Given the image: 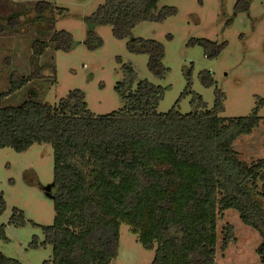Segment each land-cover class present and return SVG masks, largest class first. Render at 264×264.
<instances>
[{
	"label": "trees",
	"instance_id": "1",
	"mask_svg": "<svg viewBox=\"0 0 264 264\" xmlns=\"http://www.w3.org/2000/svg\"><path fill=\"white\" fill-rule=\"evenodd\" d=\"M158 2L104 0L85 21L90 28L109 26L114 37L124 39L142 21L175 14L174 7L159 8ZM248 7L247 0L235 4L237 11ZM51 10L50 0L35 3L37 16ZM11 21L18 23L15 17ZM11 24L5 25L0 16V33ZM88 35L90 48L101 43L94 31ZM72 41L64 29L55 30L48 40H34L28 74L12 69L8 89L0 92V147L22 151L33 143H48L53 151L58 192L53 197V222L43 229V243L50 244L52 257L41 264H110L118 253L121 222L144 248L154 250L150 264H216V223L226 209H235L241 221L258 232L256 252L264 262V157L248 163L233 146L236 138L259 125L258 108L264 107V99L257 97L250 115L225 117L224 93L215 87L210 109L195 94V108L189 112L176 106L158 112L163 88L139 80L132 89L135 72L126 64V78L116 85L122 107L109 113L92 112L79 89L54 104L33 98L3 103L34 80L55 82V65L38 64V59L49 47L68 50ZM193 41L209 57L225 45L205 38ZM127 48L146 54L154 75L163 77L168 71L160 42L132 37ZM203 77L205 85L214 84L210 73ZM190 80L182 95L192 92ZM4 210L0 194V214ZM8 222L24 225L22 212L16 209ZM233 233V226L226 225L221 250L235 240ZM0 239L8 240L5 224H0ZM0 264L22 263L0 252Z\"/></svg>",
	"mask_w": 264,
	"mask_h": 264
},
{
	"label": "rangeland",
	"instance_id": "2",
	"mask_svg": "<svg viewBox=\"0 0 264 264\" xmlns=\"http://www.w3.org/2000/svg\"><path fill=\"white\" fill-rule=\"evenodd\" d=\"M37 1L0 0L3 23H12L0 33V92L8 89L12 69L28 74L34 40H48L55 30L64 29L72 34V45L68 50L49 47L38 59V64L55 65V82L34 80L7 95L4 104H18L26 98L54 104L70 90L79 89L92 112L109 113L122 107L116 85L126 78V64L135 72L132 89L139 80L163 88L158 112L173 106L183 113L189 112L195 108V94L210 109L215 87L224 93L221 115L225 117L250 115L257 97L264 99V0H247L249 7L242 11L235 9L238 0H159V8L172 6L175 14L161 21H142L124 39L114 37L109 26L87 25L85 17L104 0H50L52 10L43 16H37ZM59 8L63 10L60 12ZM10 17H15L18 23L9 22ZM90 30L101 39L94 48L87 42ZM132 37L162 44V63L168 68L163 77L148 69L146 54L128 50L127 43ZM200 38L225 45L216 56L209 57L201 44L193 41ZM206 72L210 73L213 85L203 83ZM188 77L192 92L182 95ZM258 115L262 117L259 125L233 142L248 163L264 157V107L258 108ZM57 192L50 144L33 143L22 151L0 147V194L5 201L0 224H5L8 238L0 239L1 253L22 264H41L52 257L50 244L43 243V229L53 222V197ZM16 209L22 212L24 225L8 222ZM228 224L233 226L235 240L221 250L223 229ZM260 242L258 232L244 224L235 209L218 214L216 264H264L256 252ZM153 257L154 250L144 248L129 225L121 222L118 253L110 264H150Z\"/></svg>",
	"mask_w": 264,
	"mask_h": 264
}]
</instances>
